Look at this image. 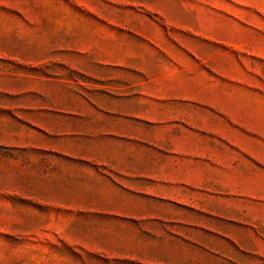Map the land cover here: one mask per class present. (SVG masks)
I'll use <instances>...</instances> for the list:
<instances>
[{"label": "rangeland", "instance_id": "rangeland-1", "mask_svg": "<svg viewBox=\"0 0 264 264\" xmlns=\"http://www.w3.org/2000/svg\"><path fill=\"white\" fill-rule=\"evenodd\" d=\"M0 264H264V0H0Z\"/></svg>", "mask_w": 264, "mask_h": 264}]
</instances>
